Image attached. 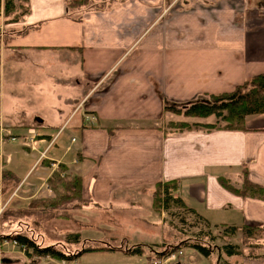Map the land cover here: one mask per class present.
<instances>
[{"label":"crops","instance_id":"1","mask_svg":"<svg viewBox=\"0 0 264 264\" xmlns=\"http://www.w3.org/2000/svg\"><path fill=\"white\" fill-rule=\"evenodd\" d=\"M68 1L29 0V13L9 24L12 32L0 42V169L6 174L0 185L15 187L6 202L19 196L23 181H32L28 190L48 185L63 165L67 176L83 179L84 202L69 205L77 223L85 211L109 213L117 203L152 201L146 204L152 211L155 186L175 182L172 196L208 226L227 235L264 228V198L240 195L222 182L241 189L247 170L264 189V113L247 117L244 131L175 132L170 121L209 119L166 111L232 91L264 72V0H110L92 10H70ZM30 25L39 27L22 33ZM89 219L81 221L87 228L113 224L105 217L88 225ZM6 223L10 233L16 224ZM125 240L119 246L137 245ZM14 259L3 252L0 264ZM157 259L106 250L65 264Z\"/></svg>","mask_w":264,"mask_h":264},{"label":"rangeland","instance_id":"2","mask_svg":"<svg viewBox=\"0 0 264 264\" xmlns=\"http://www.w3.org/2000/svg\"><path fill=\"white\" fill-rule=\"evenodd\" d=\"M17 1L18 0H16V3H19ZM20 3L25 2L22 0ZM14 12H12L9 16L13 17ZM10 17L6 16L4 2L2 1V5L0 7V42H5L7 40V36L12 32L11 27L8 26L11 24L9 22L11 19ZM216 121L217 120L214 117H211L206 121V123H215ZM192 123H194L193 120ZM223 123L224 122H219V125H223ZM19 142L20 141L16 143ZM21 182L22 181L17 183L15 182V185L18 186ZM27 182L32 181H23L19 186L18 191H15L19 196L17 197L13 195L9 202H6V200L11 194H13L15 187L11 188L9 185L5 184L4 186L0 185V206L2 205V208L4 209V212H2L4 217L3 219L0 218V236L8 235V232L5 230V226L7 225L6 215L8 213L6 211L11 210L12 208L23 207L26 212L21 220L30 224L28 230L31 229L30 231H32V233L34 232V236H38L40 238L39 241H42L41 244H43V246L54 245L59 242L68 243L69 233H72V231L74 233L80 231L85 232L84 234L80 233L81 242L77 244H68L72 247H76L73 250L83 249L82 247H84L85 244L82 240H84V236H86L91 239L98 238L105 240L115 246L121 245L124 239H126L125 241H129L131 244L137 243L143 245H154V250L158 253L148 251L147 254L153 255L162 260H165L172 254L176 253V258L169 260L167 263L164 262L166 264H264V230L256 231L255 233L252 232L248 235H246L243 230H238L230 235H227L226 230L222 227H210L205 221L198 218L196 215L188 213L186 210L179 207H172V211L169 213L164 208L157 210L153 207L152 211H150L146 204L152 205V201L133 206H130V204L125 205L117 203L116 208L109 213L103 209H98L93 212V214L85 211L84 215H80V218L78 219L79 222L77 223L69 218V214H71L70 208L61 212L66 215H63L62 218L59 217L60 214L56 217L53 216V214H48V212H44L42 214L40 210H29L28 204L34 199H24L22 196L26 195L31 197L34 194H37L38 197H43L51 188L49 185L45 184L41 186L38 191L35 189L28 190L25 189V187H27ZM40 183H42V181H40ZM25 191L26 194L24 193ZM150 198L152 199L151 195ZM92 215H94V219H89ZM105 217L107 220L110 219L108 220L109 222L113 223L112 225L107 224V230L97 229L96 227L87 228V224L84 223V225L83 222H81L89 219L90 222H87L89 223L88 225H98V218L105 219ZM127 220L129 223L126 222ZM17 221V219L14 221L13 225L16 224L14 230H17L20 227ZM22 229L27 228L22 226ZM30 231L27 232L26 230L25 232L31 233ZM208 232H212L216 238L214 240L208 238L205 242L201 241L203 245H210L214 250V253H212L209 257H206L198 252L197 249L191 247L189 243L193 239H204V236ZM249 235H251V238H248ZM229 243L236 246L239 253L237 256H227V253L224 250H217V248L223 249L224 246ZM56 246L60 247L59 244H56ZM3 252L10 257H15L11 264H27L24 262V259L19 258L22 255L21 253L24 254V257H28V264H44V262H49L44 260L41 263L42 259L39 258L44 257H38L36 255L29 256L24 247H21L11 239H0V255ZM229 256L232 261L228 260ZM162 260H158L156 263H163ZM57 261H63V264H65L64 260ZM52 263L61 264L58 262ZM82 264H88V262L83 260Z\"/></svg>","mask_w":264,"mask_h":264},{"label":"trees","instance_id":"3","mask_svg":"<svg viewBox=\"0 0 264 264\" xmlns=\"http://www.w3.org/2000/svg\"><path fill=\"white\" fill-rule=\"evenodd\" d=\"M2 1L4 2V8L7 17H10L9 15L15 11L13 17H10V23L20 22L29 13V0H24L25 3H20L22 0H18L17 2L19 3H16V0H0V7L2 5ZM108 1L110 0H69L67 6L70 10L103 9L105 6L109 5ZM38 27L39 25H30L24 28L22 33L27 31L29 32L32 29H38ZM166 111L177 116H181L185 119H209L214 117L217 120L215 123L170 121L168 123V128L175 132H184L199 128L205 129L207 131L216 129L244 131L247 117L264 113V72L254 75L242 84L235 87L232 91L209 95L207 99L190 102L184 105H168L166 106ZM219 122L224 123L223 125H219ZM66 170L67 169L65 166L59 165L58 169H56L48 179V185L54 193V197L52 199L41 198L31 200L28 204L29 210H40L42 214L44 212H48V214H53V216L56 217H58L60 214L59 217L62 218L64 213L61 212L63 210H68L70 208L69 205L71 202H84L82 197V177L78 175H64ZM3 176L5 177L6 174L2 175L0 169V181ZM244 178V185L241 189L232 187V185L225 179H223L222 182L227 188L237 192L240 195L264 198V189L261 186L252 183L248 179L247 170H244ZM170 187H176L175 182L164 184L159 183L155 186V209L161 210L164 208L169 213L172 211V207H179L202 219L196 210L186 207L181 198H174L169 191ZM6 212H8L6 215L7 222H14L17 219V223L19 224L20 228L17 230H12L10 233H8V235L0 236V239H11L16 241L17 244L25 248V251L29 256L36 255L38 257H51L56 260L73 261L84 253L103 252L106 250H124L128 254L134 255H143L146 252L148 253V251L155 253L157 252L154 250V245L137 244L130 245L128 247H118L101 239H84L82 241L85 246L82 247V250H72L68 244H77L81 242L80 233H69L68 243H56L59 244L60 247L56 246V244L43 246V244H41L42 241H39L40 238L38 236H34V232L32 233V231H30L31 229L28 230L30 224L21 220L26 212L23 207L12 208ZM71 215L72 214H69V218H71ZM3 217L4 216L1 215V219H3ZM22 226L26 227L27 229H22ZM26 230L27 232L30 231L31 233L25 232ZM260 230H264V228L247 226L244 232L246 235H248L252 232L255 233L256 231ZM208 238L214 240L216 236L213 235L212 232H208L204 236V239H193L189 244L204 256L209 257L212 253H214L213 248H211L210 245L206 246L201 243V241H207ZM248 238H251V235H249ZM217 250H224L227 255L230 256L239 254L236 246L232 243L225 245L223 249L217 248Z\"/></svg>","mask_w":264,"mask_h":264},{"label":"built area","instance_id":"4","mask_svg":"<svg viewBox=\"0 0 264 264\" xmlns=\"http://www.w3.org/2000/svg\"><path fill=\"white\" fill-rule=\"evenodd\" d=\"M2 131L1 122H0V132ZM74 140V139H73ZM176 253L172 254L169 258L165 259L164 262H168L169 260L176 258Z\"/></svg>","mask_w":264,"mask_h":264}]
</instances>
